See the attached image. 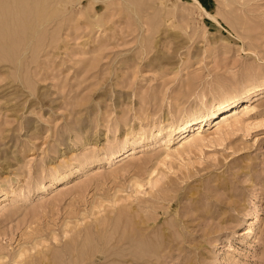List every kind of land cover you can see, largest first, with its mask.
Masks as SVG:
<instances>
[{"label":"rangeland","instance_id":"obj_1","mask_svg":"<svg viewBox=\"0 0 264 264\" xmlns=\"http://www.w3.org/2000/svg\"><path fill=\"white\" fill-rule=\"evenodd\" d=\"M197 1L0 0V264H264V0Z\"/></svg>","mask_w":264,"mask_h":264},{"label":"bare ground","instance_id":"obj_2","mask_svg":"<svg viewBox=\"0 0 264 264\" xmlns=\"http://www.w3.org/2000/svg\"><path fill=\"white\" fill-rule=\"evenodd\" d=\"M200 8H201V10L204 12V14H207V15H210L211 16V14L206 10V9H204L203 8V6H201V4L199 3V1H197V0H193ZM212 17V16H211ZM261 88V87H260ZM260 88L258 89V90H260ZM254 89H256V88H254ZM263 91V90H262ZM261 91V92H262ZM248 92V91H247ZM251 92V91H250ZM249 92V93H250ZM248 96V95H247ZM228 101V100H227ZM226 103V102H225ZM229 103V102H228ZM236 103V102H235ZM222 104V103H221ZM224 104V103H223ZM227 104V103H226ZM247 105V104H246ZM222 106V105H221ZM221 106H220V108H221ZM233 106H234V104H233ZM249 106V105H248ZM248 106H243L244 108H245V110H246V112L248 111V109L249 108H247ZM227 107H223V108H221V109H226ZM243 108V109H244ZM238 109V108H237ZM236 110V109H235ZM227 111V112H226ZM228 112H230L229 114H228ZM235 113V112H234ZM233 112L231 113V110L230 111H228L227 109L225 110V111H223L221 114H220V117H221V120H225V119H228V117H232V115L234 114ZM210 116V114L209 113H201V114H199L196 118H188V119H186V120H183L184 122L182 123V124H180L179 126H177V127H175L174 129H173V131H175V130H184L185 129V127H190L191 125H193V124H197V123H201V122H203L204 120H207V117H209ZM173 127V126H172ZM200 127V126H199ZM198 127V128H199ZM188 129V128H187ZM186 129V130H187ZM190 129H191V127H190ZM194 130V129H193ZM197 130V129H196ZM177 133H179V131H177ZM183 133V132H182ZM181 133V134H182ZM180 134V133H179ZM178 134V135H179ZM172 135V134H171ZM189 134H187L186 136H188ZM184 137V136H183ZM133 152V151H132Z\"/></svg>","mask_w":264,"mask_h":264}]
</instances>
